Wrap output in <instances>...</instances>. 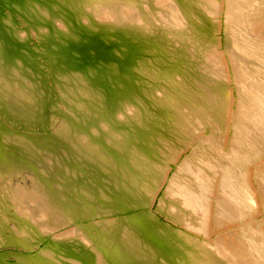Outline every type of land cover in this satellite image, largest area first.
I'll return each mask as SVG.
<instances>
[{
	"label": "bare ground",
	"instance_id": "obj_1",
	"mask_svg": "<svg viewBox=\"0 0 264 264\" xmlns=\"http://www.w3.org/2000/svg\"><path fill=\"white\" fill-rule=\"evenodd\" d=\"M0 9V264H264V0Z\"/></svg>",
	"mask_w": 264,
	"mask_h": 264
},
{
	"label": "rangeland",
	"instance_id": "obj_2",
	"mask_svg": "<svg viewBox=\"0 0 264 264\" xmlns=\"http://www.w3.org/2000/svg\"><path fill=\"white\" fill-rule=\"evenodd\" d=\"M6 10H8V7H6ZM1 9H0V13H1ZM101 22L104 23V18H102ZM17 28H20L19 26ZM42 29H46V26L45 27H42ZM36 31V30H35ZM220 228V227H217V229Z\"/></svg>",
	"mask_w": 264,
	"mask_h": 264
}]
</instances>
